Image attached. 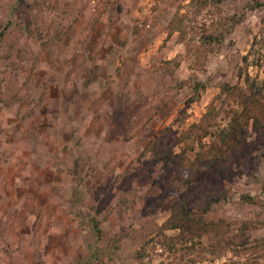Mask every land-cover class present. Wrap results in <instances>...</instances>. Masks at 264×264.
Masks as SVG:
<instances>
[{
    "label": "rangeland",
    "instance_id": "obj_1",
    "mask_svg": "<svg viewBox=\"0 0 264 264\" xmlns=\"http://www.w3.org/2000/svg\"><path fill=\"white\" fill-rule=\"evenodd\" d=\"M239 70L264 78V0H0V264H264V112L189 168ZM181 198L219 235L169 249Z\"/></svg>",
    "mask_w": 264,
    "mask_h": 264
},
{
    "label": "trees",
    "instance_id": "obj_2",
    "mask_svg": "<svg viewBox=\"0 0 264 264\" xmlns=\"http://www.w3.org/2000/svg\"><path fill=\"white\" fill-rule=\"evenodd\" d=\"M207 40L212 41L213 36L207 35ZM237 77L242 79V85L238 83L221 84V92L229 101L217 109L209 107L201 115L199 121L189 127V132L192 128L200 131L199 138H209V142L205 146L200 143L199 149L189 165V168L193 169L191 172H195V174L209 171L220 172L223 166L229 165L232 160L239 161L242 157L238 152L241 153L242 150L244 128L249 121L254 129H259V126L263 125L259 120L264 112V78L258 79L240 70L237 72ZM222 112L225 121L223 124H218L216 118ZM183 153L184 150H181L177 154H172L170 150L166 149L161 153L155 151L154 154L157 155V159L172 162L175 157H179ZM178 167L183 170L182 165L179 164ZM190 182L189 179L186 183ZM164 193L160 195V200L164 197ZM183 200L184 198H181L175 204L169 218L162 225L163 229L177 230L176 233L169 236L160 232L169 249H173L177 244H183L186 249H189L194 240H199L210 233L219 235L223 225L221 221L205 220L203 214L206 213V208H202L200 213H196V210L185 204ZM236 230L235 233L224 239L228 242V247L237 255L250 246V243L245 234L247 226L244 222L236 226Z\"/></svg>",
    "mask_w": 264,
    "mask_h": 264
}]
</instances>
